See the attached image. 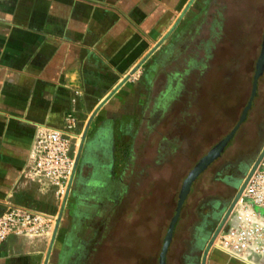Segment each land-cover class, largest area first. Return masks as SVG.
Returning <instances> with one entry per match:
<instances>
[{"label": "rangeland", "instance_id": "374dc122", "mask_svg": "<svg viewBox=\"0 0 264 264\" xmlns=\"http://www.w3.org/2000/svg\"><path fill=\"white\" fill-rule=\"evenodd\" d=\"M179 10L171 27L166 26L162 49L149 56L148 64L136 76L132 95L114 102L118 110H126L127 124L121 128V115L110 111L114 118L103 130L108 142V149L101 154L103 168L85 167L86 190L80 188L77 172L65 213L50 218L51 224H56L55 231L49 233L54 241L66 236L70 244L78 239L71 229L60 230V226H84L83 230L88 226L83 238L89 245L79 254L76 248L70 249L68 264H160L185 179L232 131L248 105L264 44V0H196ZM137 81H141L138 86ZM253 101L248 120L242 122L238 133L255 134L264 120V72ZM231 150L232 145L224 157ZM241 154L235 151L231 158ZM208 173L192 184L167 264L201 263L203 248L197 245L191 228L194 230L200 220L196 209L210 194L205 187L213 176ZM104 182L113 201L101 203ZM241 185L234 190L231 202ZM78 197L86 205L85 214L73 206L80 203ZM95 198L99 203L93 202ZM223 211L218 220L209 222L216 221L213 224L217 226ZM188 257L193 261H187Z\"/></svg>", "mask_w": 264, "mask_h": 264}, {"label": "crops", "instance_id": "0c3cea01", "mask_svg": "<svg viewBox=\"0 0 264 264\" xmlns=\"http://www.w3.org/2000/svg\"><path fill=\"white\" fill-rule=\"evenodd\" d=\"M194 2L0 0V214L11 206L34 208L56 219L65 213L66 206L59 199L56 187L31 177L32 150L38 129L48 127L69 132L73 135V145L82 149L81 160L85 155L90 156V165L103 168L101 153H89L88 147L99 142L105 124L114 118L109 116L110 111L121 115L120 127L126 128L127 112L118 110L115 101L127 100L132 95L136 76L148 64L149 56L157 55L162 49L166 26L168 29L175 22L180 8ZM71 118L76 120L72 130L67 129ZM105 132L109 134L108 130ZM95 133L94 141L86 148ZM103 143L108 145L107 140ZM254 143L243 148L235 145L227 156L232 162L224 170L208 169L213 176L210 182L220 184L218 188L225 189V184L230 188L224 192L212 188L211 195L196 209L200 220L191 230L199 241L197 245L203 248L200 264H264V254H253L243 260L221 250L222 232L234 222L229 218L204 258L209 242L233 202L234 190L251 168L252 162L247 158L237 174L233 166L238 162L231 157L235 151L249 150ZM263 145L264 138L256 155ZM83 171L78 165L80 178ZM107 186L102 183L101 203L113 201L108 197ZM96 199L93 202L99 203ZM81 200L73 206L76 204L80 213L85 214L86 205ZM222 210L224 216L217 226L216 221L209 222V219L218 220ZM60 218L62 225L64 215ZM63 227L65 231L71 229L78 239L69 244L66 236L54 241L51 234L12 235L0 245V264H68L70 249L76 248L79 254L80 249L89 245L83 238L88 226L84 230V226H60V230ZM178 228L175 226L172 241ZM52 230L55 228L50 233ZM187 261L193 260L188 257Z\"/></svg>", "mask_w": 264, "mask_h": 264}, {"label": "built area", "instance_id": "2783aa9c", "mask_svg": "<svg viewBox=\"0 0 264 264\" xmlns=\"http://www.w3.org/2000/svg\"><path fill=\"white\" fill-rule=\"evenodd\" d=\"M75 126L76 120L71 118L67 129L72 130ZM72 138L73 135L66 131L48 127L38 129L30 165L32 180L56 187L64 207L73 190L80 151L73 145ZM229 220L234 222L228 224L226 230L222 229V251L243 260L253 254H264V157ZM51 228L50 216L44 212L11 206L0 214V245L12 235L43 237L50 233Z\"/></svg>", "mask_w": 264, "mask_h": 264}, {"label": "water", "instance_id": "95a60500", "mask_svg": "<svg viewBox=\"0 0 264 264\" xmlns=\"http://www.w3.org/2000/svg\"><path fill=\"white\" fill-rule=\"evenodd\" d=\"M263 72H264V44H263V49H262L260 58L258 60L257 70H256V73H255V76H254L252 94H251L250 100L248 102V105L243 110V113H242V115L240 117L239 122L236 124V126L232 129V131L226 137H224L221 141H219V143H217V145H215L210 151H208V153L205 156H203L200 159V161L190 171V173L188 174L187 178L184 181V184H183V187H182V190H181V193H180V200H179V204H178L176 213H175L174 217L172 218V221L170 223L169 229H168L167 234L165 236L162 252H161V255H160V264H167V261H166L167 253H168L169 247H170L172 239H173L175 226H176V223H177V221H178V219L180 217V213H181L183 204H184L186 198L188 197V194L191 191V187H192L193 182L197 179V177L203 171H205L210 166L211 163H213L217 158H219L221 156L222 152L224 151L225 147L227 146V144L229 143V141L231 140L233 135L236 133V131L238 130V128L240 127L242 122L245 121V119L247 118L248 111L251 108L254 96L257 93L259 78L263 74ZM263 157H264V149H263L262 153L260 154V156L258 157V159L253 164V166L250 169L248 175L244 179V181H243V183H242V185L240 187L239 192L237 193V195H236L235 199L233 200L230 208L228 209L227 213L225 214V217L223 218V220H222L217 232L213 236V239L209 242L208 247H207V249L204 252V258L207 255L208 250L212 247L214 239L217 237V235L221 231V229L223 227V224L225 223L227 218L232 213L237 201L242 196V193H243V191H244L249 179L251 178L253 173L258 168V166H259V164H260V162H261ZM203 264H204V262H203Z\"/></svg>", "mask_w": 264, "mask_h": 264}, {"label": "flooded vegetation", "instance_id": "af4514ba", "mask_svg": "<svg viewBox=\"0 0 264 264\" xmlns=\"http://www.w3.org/2000/svg\"><path fill=\"white\" fill-rule=\"evenodd\" d=\"M259 92V91H258ZM259 96V95H258ZM253 104H254V101H253V103H252V106H253ZM246 120H248V115H247V118H246ZM245 120V121H246ZM244 121V122H245ZM258 126V129H257V132L254 134V133H252V132H248V133H246V132H244L243 133V130H240V132L238 133V130H237V132L233 135V137L231 138V140L229 141V143L227 144V146L225 147V149H224V151L222 152V154H221V156L219 157V158H217L213 163H211L210 164V166L205 170V171H203L200 175H199V177L201 176L202 177V175L206 172V171H208V169H210L211 167L213 168V170L215 171H220V170H224V168H226L227 166L226 165H228L227 163H229V162H232V160L231 159H227V157H224V154L226 153V150L232 145V149L234 148V146L236 145V147H240V148H243L244 146H246L247 144H249L250 142L251 143H254V145H252V147L249 149V150H247V151H244V152H242V154H241V156H239V157H236L235 159L237 160L236 162H238V164H236V165H234L233 167V169L234 170H236L235 172L238 174H240V172L242 171L240 168L241 167H243L242 165L244 164V162L247 160V158H248V160H249V162L251 161L252 162V164H251V168H252V166H253V164L255 163V161L258 159V157L260 156V154L262 153V151H263V149L264 148H262L258 153H257V155H256V153H255V151H257V150H259V148H260V142L262 143V141H263V138H264V120H262V122H259V124L257 125ZM101 135H99V139H98V141L100 142H97V143H95V145L94 146H92V148H89V150H90V152L92 153V152H94V154L96 153V152H98L99 151V153L101 152V154L103 153V154H105L104 153V151L106 152V150L108 149L107 148V145L105 144V143H103L104 142V140H106V136H103V134H104V132H102V133H100ZM105 135V134H104ZM102 141V142H101ZM96 142V141H95ZM96 146H98V149L96 148ZM238 147V148H239ZM82 150V149H81ZM88 150V151H89ZM89 152V153H90ZM231 152V151H230ZM82 151L80 152V154H79V156H78V164H77V166L79 165L80 166V164H81V166L83 167V170L85 169V167H88V168H90L92 165H90V156H87V155H85V157H84V159H82L81 160V158H82ZM254 155H256L255 157L256 158H254ZM234 159V160H235ZM234 162V161H233ZM235 162V163H236ZM250 168V169H251ZM249 169V170H250ZM213 173V172H212ZM198 177V178H199ZM80 188L81 189H83V190H86V187L87 186H89V184H88V181H86L85 180V177H82V178H80ZM211 183V185H209ZM208 185H206V187H205V190H207V189H212V188H216V190L218 189V190H220V191H218V192H224L225 191V189L227 188H230V185H227V184H225V186L224 187H226L225 189L223 188H218L219 186H220V184L219 185H217L216 186V184L214 183V182H210ZM192 189H193V187H192ZM192 189H191V192H192ZM82 190V191H83ZM190 192V193H191ZM211 195V193L209 194V195H207V196H210ZM184 205H185V203H184ZM183 205V206H184Z\"/></svg>", "mask_w": 264, "mask_h": 264}, {"label": "trees", "instance_id": "16d2710c", "mask_svg": "<svg viewBox=\"0 0 264 264\" xmlns=\"http://www.w3.org/2000/svg\"><path fill=\"white\" fill-rule=\"evenodd\" d=\"M192 189V188H191ZM191 192V191H190ZM179 219H180V217H179ZM179 219H178V221H177V223H176V228H177V226H178V224H179Z\"/></svg>", "mask_w": 264, "mask_h": 264}]
</instances>
